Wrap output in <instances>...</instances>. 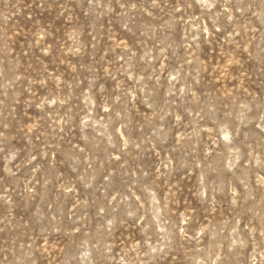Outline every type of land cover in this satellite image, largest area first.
I'll list each match as a JSON object with an SVG mask.
<instances>
[{"label":"rangeland","instance_id":"obj_1","mask_svg":"<svg viewBox=\"0 0 264 264\" xmlns=\"http://www.w3.org/2000/svg\"><path fill=\"white\" fill-rule=\"evenodd\" d=\"M0 264H264V0H0Z\"/></svg>","mask_w":264,"mask_h":264}]
</instances>
